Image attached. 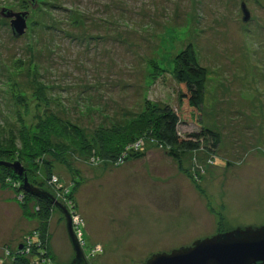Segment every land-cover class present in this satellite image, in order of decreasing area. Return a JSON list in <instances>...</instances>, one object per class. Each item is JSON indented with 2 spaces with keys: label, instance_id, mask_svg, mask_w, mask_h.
Returning a JSON list of instances; mask_svg holds the SVG:
<instances>
[{
  "label": "rangeland",
  "instance_id": "1",
  "mask_svg": "<svg viewBox=\"0 0 264 264\" xmlns=\"http://www.w3.org/2000/svg\"><path fill=\"white\" fill-rule=\"evenodd\" d=\"M7 11L27 12L17 38L13 18L1 15ZM189 47L205 74L204 92L198 123L180 122L177 132L215 133L213 153L200 148L176 160L138 140L126 150L139 144L142 156L117 166L50 138L61 152L47 156L56 182L45 191L62 204V191L78 180L73 201L87 264H146L155 254L264 226V0H0L4 148L19 149L22 130L47 116L88 140L138 119L147 104L168 105L182 120L186 88L173 78L172 62ZM9 195L0 189V264L35 232L34 222L4 213ZM60 217L54 208L52 264H70Z\"/></svg>",
  "mask_w": 264,
  "mask_h": 264
},
{
  "label": "trees",
  "instance_id": "2",
  "mask_svg": "<svg viewBox=\"0 0 264 264\" xmlns=\"http://www.w3.org/2000/svg\"><path fill=\"white\" fill-rule=\"evenodd\" d=\"M172 63L173 78L187 91L181 95V113L184 116L182 120L168 105L153 107L147 104L138 119L125 125H114L110 129L97 131L93 138L88 140L75 126L63 123L54 116H47L45 119H39L28 129L22 130L19 149H15L13 143L6 148L0 147V162L8 163L18 159L28 183L38 189L46 190L50 189L54 177L52 175L54 170L47 156L61 152L57 147H52L51 137H62L82 156L97 157L104 163L117 166L142 156V153L138 149L134 150L133 147L132 150L130 148L126 150L127 146L138 140L151 141L162 146L166 149L167 155L176 160L200 148L213 153L211 150L218 144V135L215 133L202 129L183 136L177 132L180 122L198 123L196 116L198 106L202 103L205 82L203 69L196 63L190 47L178 53ZM77 183L78 180H75L74 186L67 192L74 212H77V207L73 201V188ZM0 189L11 190L21 216L36 223L33 232L36 240H30L29 244L24 241L20 243V249L7 251L9 262L7 264H31V262L42 264L39 262L42 259L43 264H52L54 258L49 246L48 233L49 221L54 211L51 202L43 196L23 191L22 177H17L11 169L2 164H0ZM59 219L63 220L62 217Z\"/></svg>",
  "mask_w": 264,
  "mask_h": 264
},
{
  "label": "water",
  "instance_id": "3",
  "mask_svg": "<svg viewBox=\"0 0 264 264\" xmlns=\"http://www.w3.org/2000/svg\"><path fill=\"white\" fill-rule=\"evenodd\" d=\"M32 5L33 0H28ZM242 21L247 22L249 13L241 5ZM2 17L10 20V29L13 37L24 33L27 12H4ZM8 167L17 177H22V189L48 199L53 207L59 211L65 222V229L74 257L70 264H87L83 250L72 228V222L66 207L60 204L45 190L30 185L23 175L24 169L17 162H0ZM20 249V247H18ZM146 264H264V226L260 228L235 229L233 231L206 238L193 243L192 246L171 251L169 254H155Z\"/></svg>",
  "mask_w": 264,
  "mask_h": 264
},
{
  "label": "built area",
  "instance_id": "4",
  "mask_svg": "<svg viewBox=\"0 0 264 264\" xmlns=\"http://www.w3.org/2000/svg\"><path fill=\"white\" fill-rule=\"evenodd\" d=\"M138 147H139V144L135 145L134 149H138ZM52 181L53 182H56V179L55 178H52ZM62 192L65 193L64 196L62 197L60 194H59V196L63 198L62 204L66 207V209L68 210V212L70 214L71 222H72V228H73L74 234L76 235V237L78 239V242L81 243L80 242V238H79V235H80V227L77 226L80 221L77 220V218H76L77 217L76 216V212H74L72 210V205H71L70 201L65 199V195H67V191L66 190H63ZM19 199H21V197H19ZM32 235L31 236H28V238L25 240V242L27 241V244H29V241L30 240H32V241H35L36 240L35 234H32ZM36 237H37V235H36Z\"/></svg>",
  "mask_w": 264,
  "mask_h": 264
},
{
  "label": "crops",
  "instance_id": "5",
  "mask_svg": "<svg viewBox=\"0 0 264 264\" xmlns=\"http://www.w3.org/2000/svg\"><path fill=\"white\" fill-rule=\"evenodd\" d=\"M13 195H9L6 197V199L4 198V203H1V206H3L5 208V211L4 213L6 215H8L10 213V215H18L20 216V219L23 221V220H26L24 219L22 216H21V213H20V210L18 208V205L15 204V201L13 200ZM27 223V221H25ZM33 222V221H32ZM35 228L36 227V223L34 222L33 225L31 226V228ZM33 228V229H34ZM26 229V228H25ZM25 232L24 230H21V235H23Z\"/></svg>",
  "mask_w": 264,
  "mask_h": 264
}]
</instances>
